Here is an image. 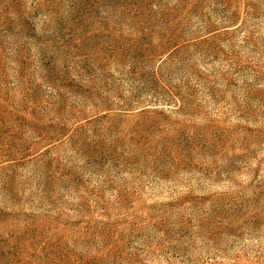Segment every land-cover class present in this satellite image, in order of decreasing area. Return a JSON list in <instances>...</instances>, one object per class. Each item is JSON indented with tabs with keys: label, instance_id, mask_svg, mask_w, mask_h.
I'll return each mask as SVG.
<instances>
[{
	"label": "rangeland",
	"instance_id": "374dc122",
	"mask_svg": "<svg viewBox=\"0 0 264 264\" xmlns=\"http://www.w3.org/2000/svg\"><path fill=\"white\" fill-rule=\"evenodd\" d=\"M0 264H264V0H0Z\"/></svg>",
	"mask_w": 264,
	"mask_h": 264
}]
</instances>
